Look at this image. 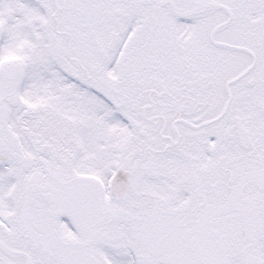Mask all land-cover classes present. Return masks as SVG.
<instances>
[{
    "label": "snow or ice",
    "instance_id": "obj_1",
    "mask_svg": "<svg viewBox=\"0 0 264 264\" xmlns=\"http://www.w3.org/2000/svg\"><path fill=\"white\" fill-rule=\"evenodd\" d=\"M0 264H264V0H0Z\"/></svg>",
    "mask_w": 264,
    "mask_h": 264
}]
</instances>
